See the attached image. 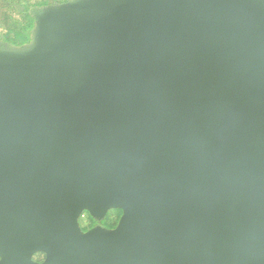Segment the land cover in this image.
<instances>
[{
	"label": "water",
	"instance_id": "95a60500",
	"mask_svg": "<svg viewBox=\"0 0 264 264\" xmlns=\"http://www.w3.org/2000/svg\"><path fill=\"white\" fill-rule=\"evenodd\" d=\"M54 69L0 77L2 264H264V0H113ZM119 233L80 248L86 206Z\"/></svg>",
	"mask_w": 264,
	"mask_h": 264
},
{
	"label": "rangeland",
	"instance_id": "374dc122",
	"mask_svg": "<svg viewBox=\"0 0 264 264\" xmlns=\"http://www.w3.org/2000/svg\"><path fill=\"white\" fill-rule=\"evenodd\" d=\"M113 0H0V77H25L35 70L54 69L59 59L60 26L73 15L112 4ZM35 20L29 39L20 43L25 15ZM127 216L123 204H109L101 210L86 206L77 218V243L87 247L97 238L116 236ZM0 254V264L4 261ZM47 251L33 252L34 264H45Z\"/></svg>",
	"mask_w": 264,
	"mask_h": 264
},
{
	"label": "trees",
	"instance_id": "16d2710c",
	"mask_svg": "<svg viewBox=\"0 0 264 264\" xmlns=\"http://www.w3.org/2000/svg\"><path fill=\"white\" fill-rule=\"evenodd\" d=\"M35 20L36 18L32 14L28 13L27 15H25L24 21L21 26V29H25V32L22 35L23 39L20 43H24L29 39L31 31L35 26Z\"/></svg>",
	"mask_w": 264,
	"mask_h": 264
},
{
	"label": "crops",
	"instance_id": "0c3cea01",
	"mask_svg": "<svg viewBox=\"0 0 264 264\" xmlns=\"http://www.w3.org/2000/svg\"><path fill=\"white\" fill-rule=\"evenodd\" d=\"M261 182L264 184V176L262 177ZM253 224H254L257 234L260 237H264V208H261L259 210L258 216L254 220Z\"/></svg>",
	"mask_w": 264,
	"mask_h": 264
}]
</instances>
